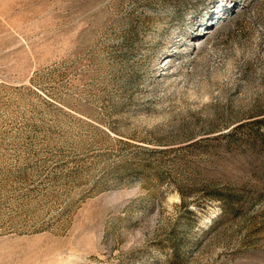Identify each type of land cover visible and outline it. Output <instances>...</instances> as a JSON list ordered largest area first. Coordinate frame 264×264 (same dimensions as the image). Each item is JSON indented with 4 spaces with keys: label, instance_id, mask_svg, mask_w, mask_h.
Segmentation results:
<instances>
[{
    "label": "rangeland",
    "instance_id": "374dc122",
    "mask_svg": "<svg viewBox=\"0 0 264 264\" xmlns=\"http://www.w3.org/2000/svg\"><path fill=\"white\" fill-rule=\"evenodd\" d=\"M0 264H264V0H0Z\"/></svg>",
    "mask_w": 264,
    "mask_h": 264
}]
</instances>
